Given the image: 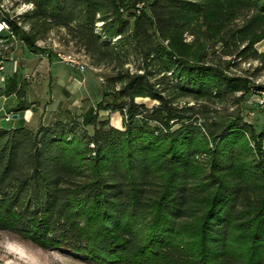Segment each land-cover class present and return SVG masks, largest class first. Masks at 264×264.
Masks as SVG:
<instances>
[{
	"label": "trees",
	"instance_id": "1",
	"mask_svg": "<svg viewBox=\"0 0 264 264\" xmlns=\"http://www.w3.org/2000/svg\"><path fill=\"white\" fill-rule=\"evenodd\" d=\"M22 2L33 8L4 17L31 52L64 29L92 65L113 66L106 87L121 86L104 89L82 120L66 111L49 124L11 126L0 116V229L93 264H264V130L241 115L207 121L181 104L251 91V79L211 60L200 41L264 70L255 47L264 0ZM15 90L14 111L30 108L23 87ZM101 111L120 112L125 124ZM203 150L209 165L197 178Z\"/></svg>",
	"mask_w": 264,
	"mask_h": 264
},
{
	"label": "rangeland",
	"instance_id": "2",
	"mask_svg": "<svg viewBox=\"0 0 264 264\" xmlns=\"http://www.w3.org/2000/svg\"><path fill=\"white\" fill-rule=\"evenodd\" d=\"M30 5L31 4L22 2V0H0V16L4 17V15H9V18L16 17L31 10L33 6ZM145 6V3H140L137 8H143ZM130 22L132 24L133 19L130 18ZM238 23L241 24L242 22L239 20ZM101 24L100 22L98 25ZM24 28L28 29L29 27L25 25ZM9 39L8 43L10 49L8 50L7 57L4 58V69L0 70V78H5L7 75L16 76L23 89L28 90L32 97L36 95V93L37 95L41 94V92H43L44 95H47V93L50 94L51 90L54 95H62V89L67 90L70 96L67 97L68 101H64V104H62L58 117L68 111L82 120L89 109L95 108L97 103L103 98L102 92L104 89L113 92L121 86L119 83L115 86L106 87L109 85V78L116 74L113 66L92 65L89 56L79 47L68 41L64 29L55 28L40 39L37 42L40 49H42L40 53L31 52L27 48L24 40L16 34L15 37H9ZM187 40L191 41L193 37L187 35ZM200 42H202V47L205 46L204 49L207 51V55L211 60H217L220 63L230 61V72L234 75L251 79L252 88L248 93H237L224 100L201 98L197 101L186 98L181 100V104L188 103V105L194 106L204 114L203 119L207 121L241 115L246 121L253 124L257 133L264 130V70H257V67L261 66V62L259 60L239 57L235 52L233 54L224 55V51L227 49L225 46L221 44L213 45V43L208 44L206 41L202 40ZM242 47L243 46H241V48ZM255 47L258 51L264 52V39L257 43ZM57 51L81 54L82 59L86 63V70L81 72L72 66L62 63L57 57ZM44 59L46 60V66L41 62ZM36 63H41L44 73L46 72V74L48 73L47 69H49L47 64L50 63V65H52V72H57L61 76L60 79L54 82L52 78L50 82L47 76L43 84H38V82L37 84L32 83L35 78L29 67ZM138 65L135 58L132 57L130 58V62L126 64V67L129 68L131 72H135L138 70ZM34 66L35 65H33V67ZM4 101H6V99ZM136 101L145 103L149 107L157 103V101H153L148 97H138ZM44 108L46 107L44 106ZM28 112V110H20L18 112L19 117L26 119V121L30 123V126H37V124H35V119L31 120L26 118L29 114ZM100 116L109 117L110 124L118 128H122L123 124H125V118L120 112L109 113L108 111H101ZM7 117H9V119H6ZM1 118L5 125H10L13 121L11 113L4 114ZM40 122L43 123L42 121ZM88 128L92 130L91 127ZM207 143L209 144V141ZM208 144H205V146ZM250 144L253 147L252 141H250ZM204 151L206 150H203L202 153L196 157L191 168L197 178H200L208 169V157ZM248 159H250V157L243 156L241 161H246ZM241 161L238 163H241ZM224 175L229 176L230 174L224 173ZM244 231L245 230H243V232ZM0 264L93 263L86 262L66 251L45 249L32 241L22 239L11 232L0 229Z\"/></svg>",
	"mask_w": 264,
	"mask_h": 264
},
{
	"label": "crops",
	"instance_id": "3",
	"mask_svg": "<svg viewBox=\"0 0 264 264\" xmlns=\"http://www.w3.org/2000/svg\"><path fill=\"white\" fill-rule=\"evenodd\" d=\"M41 62L45 64H43L44 66H46L45 59ZM33 65L35 66L33 67ZM47 65L49 66V69H47V74L46 72L44 73L41 63L32 64V66L29 67V69L31 68L30 70H32L33 76L35 78L33 79L32 83L37 84L38 82V84H43L46 81L47 76L49 77L50 82L52 78L54 82H57L60 79L61 76L57 72H52V65H50V63ZM20 86L21 83L18 81L16 76L7 75L5 78H0V115L3 117L4 114L11 113L13 116V121L10 123L11 126L20 125L21 123L30 124L28 121H26V119L20 118L18 112L14 111V109H16L19 104V98L16 95L15 89H18ZM24 91L26 92V102L28 101L27 103H30V108L27 109L29 114L26 116V118L31 120L35 119V124L37 125L41 123L40 121L45 124H49L57 119L62 104H64V101H68L67 97L70 96L69 92L64 89H62V95H54L51 90L50 94L47 93V95H44L43 92H41V94L38 95L36 93V95H33V97L30 96V92L28 90L24 89ZM5 99L6 101H4ZM44 106L46 108H44ZM14 115L17 116L14 117Z\"/></svg>",
	"mask_w": 264,
	"mask_h": 264
},
{
	"label": "built area",
	"instance_id": "4",
	"mask_svg": "<svg viewBox=\"0 0 264 264\" xmlns=\"http://www.w3.org/2000/svg\"><path fill=\"white\" fill-rule=\"evenodd\" d=\"M30 6H33L32 4ZM9 37H15V33L11 27L10 22L5 17L0 18V70H3L4 58L7 57L9 46ZM57 57L62 63L72 66L81 72L86 70V63L79 53H68L57 51ZM6 119H9L7 117Z\"/></svg>",
	"mask_w": 264,
	"mask_h": 264
},
{
	"label": "water",
	"instance_id": "5",
	"mask_svg": "<svg viewBox=\"0 0 264 264\" xmlns=\"http://www.w3.org/2000/svg\"><path fill=\"white\" fill-rule=\"evenodd\" d=\"M17 115H14V117H16Z\"/></svg>",
	"mask_w": 264,
	"mask_h": 264
}]
</instances>
